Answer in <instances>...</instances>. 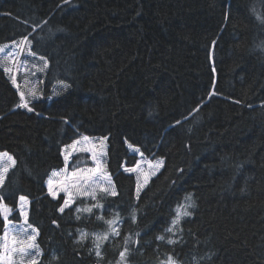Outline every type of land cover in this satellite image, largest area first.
I'll return each instance as SVG.
<instances>
[{
  "label": "trees",
  "instance_id": "trees-1",
  "mask_svg": "<svg viewBox=\"0 0 264 264\" xmlns=\"http://www.w3.org/2000/svg\"><path fill=\"white\" fill-rule=\"evenodd\" d=\"M0 49V204L38 264H264V0H0Z\"/></svg>",
  "mask_w": 264,
  "mask_h": 264
},
{
  "label": "snow or ice",
  "instance_id": "snow-or-ice-1",
  "mask_svg": "<svg viewBox=\"0 0 264 264\" xmlns=\"http://www.w3.org/2000/svg\"><path fill=\"white\" fill-rule=\"evenodd\" d=\"M30 43V42H29ZM0 51H3V49H0ZM32 55H34V53H30ZM47 65V61H45L44 63V67L46 68ZM13 82L15 83V79L13 78ZM34 95V93H33ZM21 100H24V95L23 93H21ZM18 107H24L27 108L28 111H33V109L31 107H29V104L27 101L23 102L22 104L18 105ZM83 141L87 142L88 141V137H83L82 138ZM78 145H80V141H74L71 145H67L65 146V155H64V160L65 163L67 164L70 157L73 155V153H75L77 150L79 151H83V152H88L91 151L88 148H84V147H80L78 149ZM131 147V146H130ZM138 151V150H137ZM102 155V154H101ZM143 155V154H141ZM6 157L8 161L11 162V164L14 166L16 161L14 160V158L12 156H10L8 153H0V158ZM92 157L94 160H97V156L96 153L94 151H92ZM162 164V161H157L155 165H150V167H153L154 169H158L159 166ZM138 167L137 168H131V169H127V171L129 172H136L138 171ZM8 168L4 167L3 168V172H7ZM86 175L84 173H81L79 171H73L72 175L73 176H81L84 175V182L88 183V180L91 178V183L88 184V189L85 190V194H91L93 195V197L95 198V190L96 187L99 186V181H105V182H109L108 178L105 176V174L103 173V171L100 168V164L99 162H97V166L95 168L92 169H88L86 170ZM152 174L154 175L155 172L153 171ZM147 179L148 177L145 176V183H147ZM3 183V175L0 174V184ZM49 189H50V194L55 197L57 195L56 192H52L51 191V187H52V181L49 180ZM104 193H106L107 195H116L114 189H110V188H102L101 189ZM140 190V186L138 185L137 188V193H139ZM187 201H191V195L186 197ZM27 204L28 201L26 199V197L24 196H20L19 197V203L17 205V213L18 216L16 217V219L18 220H22V223H14L12 219H10V217L13 215V209L11 207H9L6 204H0V220H2L3 223V236L2 238L6 241L7 240V236L9 231H13L15 232L17 235L22 236L23 238L20 240H16L15 238H13L12 240V248H9L8 243L5 242L2 246V254H0V264H14V261L11 257L10 252H18L20 256H31L32 259L30 261V264H38V261L35 259V257L40 256L41 253L38 249V245H36L35 240H36V229L33 228V226L28 222V215H27ZM69 206V200H65L64 202V207L60 208V211L63 212L65 207ZM193 206L191 203H187L185 205H183L182 207L184 208V211L182 213V215H190V213L187 212V208ZM77 211H80V209H77ZM87 211H91V209H87ZM179 215L180 213L177 214V217L175 219H173L172 221V226L168 227L167 229H165V233H170L172 235H175V228L177 226V224L179 223ZM79 218V217H78ZM132 219H135V216H132ZM29 229H31V231L29 232ZM119 234V233H117ZM84 239V235H81V240ZM156 239L162 241V242H166L169 245L176 243L175 240L171 239V238H166V235H159ZM129 240L128 238H125V244H128ZM130 251V249L128 247H125L124 251H122L120 253L121 259L122 260H126V254ZM97 256H100L101 253L99 251H97L96 253ZM53 259H57V257H53ZM162 264H175V261H173V258L169 255L168 259L166 262H162Z\"/></svg>",
  "mask_w": 264,
  "mask_h": 264
}]
</instances>
